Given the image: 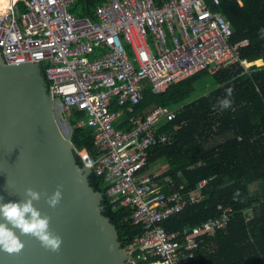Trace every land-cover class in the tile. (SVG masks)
<instances>
[{
	"label": "built area",
	"instance_id": "1",
	"mask_svg": "<svg viewBox=\"0 0 264 264\" xmlns=\"http://www.w3.org/2000/svg\"><path fill=\"white\" fill-rule=\"evenodd\" d=\"M77 1L8 0L0 11L3 59L41 62L59 116L68 121L74 109L85 113L79 125L93 128L98 154L78 156L109 184L111 202L130 211L125 220L143 228L126 248L128 262L191 264L207 239L227 227L233 208L220 204L218 217L166 229L165 221L202 201L212 177L186 191V183L146 169L152 150L169 143L160 129L178 107L138 106L148 87L161 94L200 72L214 75L235 64L252 73L264 60L241 57L249 40L232 43L230 21L211 7L221 0H101L97 20L76 16L70 6Z\"/></svg>",
	"mask_w": 264,
	"mask_h": 264
},
{
	"label": "trees",
	"instance_id": "2",
	"mask_svg": "<svg viewBox=\"0 0 264 264\" xmlns=\"http://www.w3.org/2000/svg\"><path fill=\"white\" fill-rule=\"evenodd\" d=\"M100 2L78 0L70 10L76 16L97 20L95 9ZM211 7L230 21L232 43L249 40L240 48L241 57L264 60V0H221L220 5ZM242 72L243 68L235 64L218 69L214 75L200 72L161 94L148 87L138 106L141 111L156 106L178 107L175 119L160 129L168 134L169 143L152 150L146 169L162 159L166 167L160 179L170 177L177 185L186 183V191L196 188L201 179L212 177L202 201L165 221L166 229L181 231L218 217L220 204L233 208L227 227L207 239L191 264H264V67ZM47 84L49 88L48 80ZM223 99L230 101L229 107H220ZM85 119L84 112L73 110L68 117L70 139L77 151L86 150L96 157L93 128L85 122L79 125ZM78 162L84 164L80 156ZM91 183L102 192L103 212L116 225L127 248L143 228L125 220L130 211L111 202L109 184L103 177L93 172Z\"/></svg>",
	"mask_w": 264,
	"mask_h": 264
},
{
	"label": "water",
	"instance_id": "3",
	"mask_svg": "<svg viewBox=\"0 0 264 264\" xmlns=\"http://www.w3.org/2000/svg\"><path fill=\"white\" fill-rule=\"evenodd\" d=\"M39 61L8 64L0 51V203L20 202L25 189L41 194L34 206L50 217L63 243L52 252L28 235L19 254L0 251V264H131L118 229L104 214V196L93 187V168L78 162L63 131ZM60 188L55 208L47 199ZM0 222H3L0 220Z\"/></svg>",
	"mask_w": 264,
	"mask_h": 264
},
{
	"label": "clouds",
	"instance_id": "4",
	"mask_svg": "<svg viewBox=\"0 0 264 264\" xmlns=\"http://www.w3.org/2000/svg\"><path fill=\"white\" fill-rule=\"evenodd\" d=\"M230 95V90H229ZM221 108L230 106L228 99L219 102ZM24 199L20 202L0 203V251L8 254H19L24 244L19 236L28 235L37 239L41 246L52 252H59L63 243L59 235L50 231V217L42 216L40 211L34 206V202H39L41 194L31 188L25 189ZM62 199V192L57 190L47 199V204L55 208Z\"/></svg>",
	"mask_w": 264,
	"mask_h": 264
},
{
	"label": "rangeland",
	"instance_id": "5",
	"mask_svg": "<svg viewBox=\"0 0 264 264\" xmlns=\"http://www.w3.org/2000/svg\"><path fill=\"white\" fill-rule=\"evenodd\" d=\"M195 96H196V93H195V95L193 97H195ZM60 119H61V124L63 126V131L70 137L71 133H72V127L70 126L69 122L67 121V118L63 119L62 117H60ZM158 164H160L161 167H163V166L166 167V165H165V163H164V161L162 159L157 161V165Z\"/></svg>",
	"mask_w": 264,
	"mask_h": 264
},
{
	"label": "crops",
	"instance_id": "6",
	"mask_svg": "<svg viewBox=\"0 0 264 264\" xmlns=\"http://www.w3.org/2000/svg\"><path fill=\"white\" fill-rule=\"evenodd\" d=\"M239 2H241V0H238ZM158 161V160H157ZM157 161L153 162V167L151 169L157 170L158 172L162 173L164 171V166L161 167L160 164L157 165ZM160 165V166H159Z\"/></svg>",
	"mask_w": 264,
	"mask_h": 264
},
{
	"label": "bare ground",
	"instance_id": "7",
	"mask_svg": "<svg viewBox=\"0 0 264 264\" xmlns=\"http://www.w3.org/2000/svg\"><path fill=\"white\" fill-rule=\"evenodd\" d=\"M8 6V0H0V11L6 9Z\"/></svg>",
	"mask_w": 264,
	"mask_h": 264
}]
</instances>
